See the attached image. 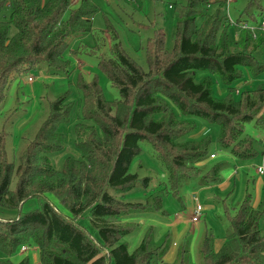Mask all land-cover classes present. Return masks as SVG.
<instances>
[{
    "label": "trees",
    "instance_id": "16d2710c",
    "mask_svg": "<svg viewBox=\"0 0 264 264\" xmlns=\"http://www.w3.org/2000/svg\"><path fill=\"white\" fill-rule=\"evenodd\" d=\"M6 1L12 13L8 20L0 18V101L16 72L25 73L43 62L55 73L67 72L64 50L69 39L91 32L99 11L93 0ZM4 2L0 1V15ZM211 4L217 5L214 12L208 11ZM225 7L226 0L180 3L174 47L168 50L164 30L154 29L145 48L148 71L126 52L108 19V30L116 42L99 66L119 89L120 99L108 101L97 78L88 81L79 75L83 119L92 122L77 123L75 128L81 159L68 157L61 169L51 161L52 154L65 148L58 126L69 120L70 92L52 102L48 118L18 164L9 160L6 134L0 132L2 251L11 257L24 246L38 248L39 264H166L165 244L151 245L152 230L132 253L126 242H120L130 230L124 227L123 216L143 205L113 196L108 188L123 194L140 180L130 167L144 140L151 142L165 162L174 192L195 178L204 185L217 183L218 166L203 174L195 164L207 155L211 138H186L196 128L197 119L219 125L217 140L233 156L241 160L255 156V140L245 125L254 123L264 130V85L242 91L236 99L235 84L242 79L243 68L252 76L264 73V35L254 40L248 30L232 33L227 16L222 15ZM199 16L203 17L200 24ZM248 16L253 23L259 20L254 13ZM241 22L237 20L238 25ZM12 25L17 32L11 36ZM199 72L209 75L198 81ZM212 76L226 86L224 97L214 94ZM160 195L154 201L161 205ZM32 198L39 200L40 207L23 211ZM14 209L16 215L3 216L5 210ZM227 215L226 236L219 250L214 232L206 235L205 264H264V201L255 205L249 193L234 214ZM84 218L90 220L94 235L83 226ZM0 264H29V258L18 263L7 258Z\"/></svg>",
    "mask_w": 264,
    "mask_h": 264
},
{
    "label": "rangeland",
    "instance_id": "374dc122",
    "mask_svg": "<svg viewBox=\"0 0 264 264\" xmlns=\"http://www.w3.org/2000/svg\"><path fill=\"white\" fill-rule=\"evenodd\" d=\"M1 1V0H0ZM188 0H93L99 11L93 18L92 31L82 35H73L64 50V57L69 62L67 72L55 73L47 63L43 62L25 73L16 72L9 78L5 98L0 101V132L6 134V151L11 162L18 164L21 153L30 141L35 139L40 128L48 118L52 102L66 92H70L73 102L72 111L67 122L58 126V131L64 135L65 148L61 152L51 155V161L56 169H61L66 158L81 159L82 153L75 143V128L77 123H92L84 120L82 114V93L78 88V78L82 74L91 81L97 78L105 98L108 101L120 99L119 89L112 84L107 74L99 66L102 56H110L112 45L116 42L113 34L108 30V19L115 30L126 52L142 67L149 70L145 48L153 37L154 29L162 28L165 32L166 48L174 47L173 34L178 26L177 6ZM258 2V3H257ZM264 11V0H235L230 5V17L236 22L247 21L253 23L248 14L254 13L260 19V8ZM217 9L216 4L208 7L209 12ZM246 11V12H245ZM12 8L5 0L0 18L8 20ZM222 15L227 16L226 8ZM203 17L197 18L198 23ZM231 32H239L235 25L230 26ZM17 29L11 26L10 35ZM260 53V58H261ZM209 75L205 72L197 74V80ZM29 77L33 80L29 81ZM213 77V92L217 97H224L226 86L216 76ZM264 85V73L252 76L248 68H243V77L236 86L235 98L248 89H256ZM220 128L216 123L197 119L196 128L186 138L200 140L205 136L211 138L208 153L202 160L195 162L202 168L203 174L218 166L219 180L212 185H204L199 178L183 182L178 192L170 186L166 164L162 161L153 145L148 140L141 143V150L134 158L130 172L139 175L140 180L127 193H120L114 188L108 192L120 199L143 206L126 216H123L124 227L130 229L120 242H126L130 253L141 244L151 230L152 244H165L166 253L163 257L166 264H205L203 245L208 231H213L216 250H219L226 236V221L228 212L235 210L250 193L255 205L264 201V173L258 172L264 166V130L254 123H247L245 131L255 140L256 154L246 160L238 159L228 150H224L217 138ZM215 154L216 158H211ZM149 178L145 183L143 180ZM16 184L13 178L12 187ZM202 184V185H201ZM161 194V205L156 204L154 198ZM197 197L203 210L198 222H193ZM53 203L57 201L51 196ZM160 205V210L156 207ZM40 207L37 198L29 199L23 206L25 212ZM61 211L69 214L67 209ZM17 210H5L4 217L14 216ZM94 235L89 219L82 220ZM264 231V222L262 225ZM10 258L18 263L29 258V264H39L38 248L20 250L9 257L0 249V261Z\"/></svg>",
    "mask_w": 264,
    "mask_h": 264
},
{
    "label": "built area",
    "instance_id": "2783aa9c",
    "mask_svg": "<svg viewBox=\"0 0 264 264\" xmlns=\"http://www.w3.org/2000/svg\"><path fill=\"white\" fill-rule=\"evenodd\" d=\"M232 2H235V0H226V11H227V22H229L230 25H235L241 30H248L251 32L253 39L258 40L261 35H264V14L261 15L260 19L258 20L257 23H249L247 21L241 22L239 25L237 24V21L235 22L231 17H230V5ZM29 81H32L33 78L29 77ZM211 158H216L215 154L211 155ZM258 172L264 173V166H260L258 168ZM195 201L197 202L196 209H195V215L192 217L193 222H198L200 219V216L202 214L203 207L199 203V200L197 197H194ZM28 248L24 246L22 248V251L27 250Z\"/></svg>",
    "mask_w": 264,
    "mask_h": 264
}]
</instances>
